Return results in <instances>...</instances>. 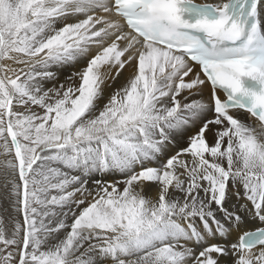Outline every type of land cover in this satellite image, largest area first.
I'll list each match as a JSON object with an SVG mask.
<instances>
[{"label":"snow or ice","instance_id":"6c2138e0","mask_svg":"<svg viewBox=\"0 0 264 264\" xmlns=\"http://www.w3.org/2000/svg\"><path fill=\"white\" fill-rule=\"evenodd\" d=\"M0 157V264H264V0H0Z\"/></svg>","mask_w":264,"mask_h":264},{"label":"bare ground","instance_id":"6f19581e","mask_svg":"<svg viewBox=\"0 0 264 264\" xmlns=\"http://www.w3.org/2000/svg\"><path fill=\"white\" fill-rule=\"evenodd\" d=\"M198 2H202V0H198ZM207 2H216V0H207ZM68 22H74V20H70ZM76 70H78V66L77 67H72L71 65L66 66L65 69L62 70L63 75L60 76V79L63 80L64 79V76H66V75L70 74L72 71H76ZM123 75L126 77L128 75V73L125 72ZM250 122L253 123V124L256 123L255 120H254V118ZM0 159H3V157H0ZM249 227L252 228V227H254V225H251L250 224ZM235 238L236 237L233 236V239H235Z\"/></svg>","mask_w":264,"mask_h":264},{"label":"rangeland","instance_id":"374dc122","mask_svg":"<svg viewBox=\"0 0 264 264\" xmlns=\"http://www.w3.org/2000/svg\"><path fill=\"white\" fill-rule=\"evenodd\" d=\"M3 202L0 201V215H5V213L3 212Z\"/></svg>","mask_w":264,"mask_h":264}]
</instances>
